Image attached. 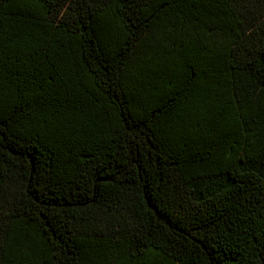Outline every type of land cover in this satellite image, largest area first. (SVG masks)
I'll return each mask as SVG.
<instances>
[{
  "label": "trees",
  "instance_id": "1",
  "mask_svg": "<svg viewBox=\"0 0 264 264\" xmlns=\"http://www.w3.org/2000/svg\"><path fill=\"white\" fill-rule=\"evenodd\" d=\"M0 264H264V0H0Z\"/></svg>",
  "mask_w": 264,
  "mask_h": 264
}]
</instances>
